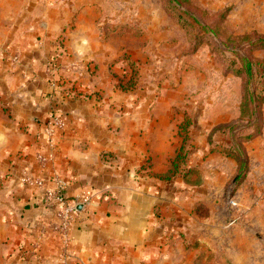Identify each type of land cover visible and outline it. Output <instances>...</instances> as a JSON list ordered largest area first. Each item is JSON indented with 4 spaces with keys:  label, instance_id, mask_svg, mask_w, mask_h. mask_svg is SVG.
Here are the masks:
<instances>
[{
    "label": "crops",
    "instance_id": "crops-1",
    "mask_svg": "<svg viewBox=\"0 0 264 264\" xmlns=\"http://www.w3.org/2000/svg\"><path fill=\"white\" fill-rule=\"evenodd\" d=\"M152 2L0 0V264H264L247 231L215 221L226 178L205 195L206 183L169 175L182 144L176 100L151 107L120 87L131 73L124 56L141 64V85L168 59ZM57 112L63 129L49 123ZM39 154L53 157L41 165ZM213 159L192 152L179 171ZM25 171L46 189L66 181L70 199L91 197L66 249Z\"/></svg>",
    "mask_w": 264,
    "mask_h": 264
},
{
    "label": "rangeland",
    "instance_id": "rangeland-1",
    "mask_svg": "<svg viewBox=\"0 0 264 264\" xmlns=\"http://www.w3.org/2000/svg\"><path fill=\"white\" fill-rule=\"evenodd\" d=\"M173 1L152 2L161 8L167 22L165 40L160 45L168 58L163 69H157L158 73L151 71L147 83L141 85V64L128 56L135 64L136 80L124 91L148 96L151 107L160 98L176 100L175 115L181 117V146L185 143L199 160L202 156L203 160L211 155L214 158L203 167L197 164L181 169L180 176L194 188L206 183V188H201L205 195L214 192L218 179L226 178L220 198L211 204L215 221L247 231L252 241L260 243V257L264 258V49L254 50L243 40L246 36L253 41L264 38V0ZM244 58L253 64L248 80L257 97L254 109L261 103L258 119L262 134L243 144L248 170L239 176L238 161L224 153L231 150L232 137L227 130L218 128L240 123V131H246L243 134L251 131L246 130L248 121L241 122V102L247 88ZM124 60L132 73L127 56ZM203 206L200 210L210 209Z\"/></svg>",
    "mask_w": 264,
    "mask_h": 264
},
{
    "label": "trees",
    "instance_id": "trees-1",
    "mask_svg": "<svg viewBox=\"0 0 264 264\" xmlns=\"http://www.w3.org/2000/svg\"><path fill=\"white\" fill-rule=\"evenodd\" d=\"M173 2H176L178 4H181V0H174ZM213 34L215 35H219L217 33V31H211ZM244 42L251 45V47L254 50L257 49H264V38H260L257 39L255 41H253V39L249 36H246L243 38ZM235 42H239L242 43L241 41H235ZM243 42V43H244ZM226 43V41H225ZM129 64L132 67V73L130 78H125L122 80L121 82V86L123 87L122 89L127 90L128 87H131V84H133L136 80V73H135V64L134 62L127 57ZM243 62V71L244 74L247 77V85H246V91L245 94L243 96L242 102H241V122L243 121H248V123L250 124L248 129L246 130H251L249 133L247 134H243V132L246 131H240L239 128V124H235V125H230V126H222L219 127V131L220 130H227L231 137H232V144H231V150L229 152H224L226 154L227 157H231L234 158L238 161L239 164V176H242L248 169V158L246 155V151L243 147V144L246 142H250L256 138H258L259 136H261L262 131V122L261 119H258V113L260 110V105L257 103L256 108L254 109V103L256 102V98H255V91L254 89H252L251 86V81L248 80V77H251L253 74V64L250 60L247 59H242ZM264 64V63H261ZM187 136H189V133H186ZM184 142L186 141V136L184 137ZM191 151H188L187 147L185 146V143L181 146V148L179 149L177 155L175 156V158L173 159L172 162V169L169 173L170 176L175 175L177 172H179V168L183 163H186L189 155H190ZM200 207H204L203 205H199L197 206V208L195 209V212L198 216H200V218H204L206 216H208V212L207 210H200Z\"/></svg>",
    "mask_w": 264,
    "mask_h": 264
},
{
    "label": "built area",
    "instance_id": "built-area-1",
    "mask_svg": "<svg viewBox=\"0 0 264 264\" xmlns=\"http://www.w3.org/2000/svg\"><path fill=\"white\" fill-rule=\"evenodd\" d=\"M49 123L58 129H63L66 126L65 118L58 112L51 116ZM46 132L51 139L53 130L50 125L47 127ZM49 143L52 145L53 142L50 140ZM52 157V154L46 156L39 154L37 160L41 165H46L52 160ZM22 177L25 184L37 187L42 192L44 201L54 207L53 219L49 223L50 228L59 236L66 249L71 240V231L78 214V208L80 205L84 207L89 205L91 197L88 194H82L75 199H70L65 193L67 182L60 179H55V188L46 189L42 179L34 178L27 171L24 172ZM232 204L236 205V203Z\"/></svg>",
    "mask_w": 264,
    "mask_h": 264
}]
</instances>
